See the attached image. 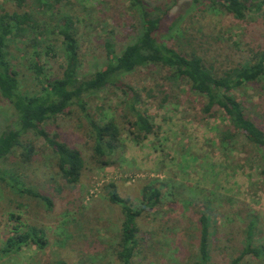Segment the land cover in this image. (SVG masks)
I'll return each instance as SVG.
<instances>
[{"label":"rangeland","instance_id":"obj_1","mask_svg":"<svg viewBox=\"0 0 264 264\" xmlns=\"http://www.w3.org/2000/svg\"><path fill=\"white\" fill-rule=\"evenodd\" d=\"M172 1L144 0L150 7H165ZM60 7L77 23L81 76L103 66L106 40H111L119 54L141 28V17L131 0H69L62 1ZM15 8V0H0V9ZM157 35L180 52L200 54L207 65L217 70L231 67L246 57L250 47L264 44V4L240 20L218 4L177 0L163 17ZM25 57L22 53L21 58ZM46 61L51 75L64 63L61 55ZM15 64L21 88L36 90L38 87L20 58ZM167 74L166 69L153 66L122 76L126 84L141 92L142 100L136 107L154 125L153 132L138 141L131 134L129 122L133 116L119 89L108 87L87 103L93 118L101 122L112 119L120 129L123 146L118 148L110 165L101 166L95 160L89 125L79 108L43 123L50 136L57 134L80 151L85 165L75 185L62 179L52 150L42 136L34 130L24 136V142L33 147L31 157L25 160L22 148L16 147L1 164L6 178L0 180V264H56L60 260L67 264H117L113 249L119 240L123 215L120 206L107 198L106 185L111 182L135 207L139 206L145 185H155L163 191L160 207L147 209L136 220L139 243L132 264L197 263L198 218L204 209L197 197L204 189L200 195L208 190L216 193L211 196L214 202L211 229L215 232L208 238L210 264H228L238 253L247 215L254 216L257 222L255 243L264 250L261 154L242 135L222 146L221 132L233 131L224 111L215 107L211 114L204 113L206 99L193 92L186 80L171 83ZM149 89L154 90L155 97L148 96ZM259 91L256 85H248L233 94L251 110L250 99L254 96L253 100L258 101ZM248 114L254 115L250 111ZM12 115L11 105L0 99V131L11 127ZM5 172L21 182L19 187L49 197L52 206L47 207L29 193L19 192L13 183L16 181L10 180ZM166 180L185 185L180 200L172 202L167 196L170 184ZM11 213L43 230L47 245L39 248L28 244L17 252L4 253V242L15 223ZM240 264H264V254L247 255Z\"/></svg>","mask_w":264,"mask_h":264},{"label":"trees","instance_id":"obj_2","mask_svg":"<svg viewBox=\"0 0 264 264\" xmlns=\"http://www.w3.org/2000/svg\"><path fill=\"white\" fill-rule=\"evenodd\" d=\"M25 1L15 0L16 8L13 10L0 9V99L7 101L13 111L11 127L0 131V180L6 178L1 164L16 147L22 148L25 160L31 157L33 147L26 144L23 138L34 130L51 148L62 179L69 185H75L85 165L80 151L59 139L57 134L50 136L43 127L46 121L62 114L68 115L75 107L80 109L88 122L95 160L101 166L112 164L118 148L123 146L120 129L112 119L101 122L93 118L86 105L93 96L108 87L119 89L133 116L129 122L133 128L131 134L136 141L146 137L153 132L154 125L149 116L136 107L142 100V94L126 84L122 76L138 68L153 66L166 69V78L173 84L186 80L193 92L206 99L202 108L204 113L211 114L215 107L221 108L233 131H222L220 143L227 146L236 135L244 136L261 154V174L264 175V44L250 47L246 57H242L236 65L217 70L207 65L200 54L194 51L180 52L158 38L161 21L177 0L165 7H150L144 0H131V5L141 17V28L137 36L119 54L111 40H106V61L103 66L89 75L81 76L77 23L71 14L60 10V3L69 0ZM204 1L212 6L218 4L223 11L240 20L246 18L248 12L260 10L264 4V0ZM22 53L26 55L25 58H21ZM58 55H61L64 63L57 73L51 75L46 60ZM19 58L37 85L36 90L21 88L18 68L15 67V60ZM248 85H256L260 90L256 96L258 101L253 100L254 96L250 99L251 110L233 94V91L244 90ZM146 92L150 97L156 96L153 89ZM249 111L254 115L248 114ZM8 177L16 181L13 183L19 192L29 193L41 199L47 207L52 206V200L46 195L24 186L21 188L18 185L21 182L16 177ZM166 183L168 186L170 184L167 195L170 200H180L178 198L184 195L185 185L173 180L172 183L166 180ZM203 191L205 189L199 191L197 197L204 209L199 212L198 218L200 256L196 264H210L208 238L215 232L211 229L214 209L211 196L216 193L208 190L205 195H200ZM106 195L111 203L120 206L123 215L119 240L113 249L117 264H132L139 243L136 220L147 209L160 207L163 191L155 185H145L137 207L132 206L128 198L122 197L112 182L106 185ZM219 196L227 198L226 195ZM10 218L15 219V223L4 242V253L17 252L28 244H35L39 248L47 245L43 230L25 223L18 214L11 213ZM256 227L254 216L247 215L241 249L228 264H240L247 255L260 257L264 254L263 248L255 243ZM56 264L67 263L60 260Z\"/></svg>","mask_w":264,"mask_h":264}]
</instances>
